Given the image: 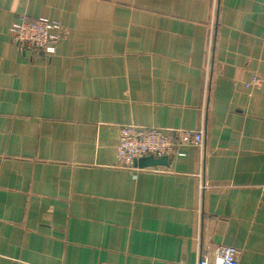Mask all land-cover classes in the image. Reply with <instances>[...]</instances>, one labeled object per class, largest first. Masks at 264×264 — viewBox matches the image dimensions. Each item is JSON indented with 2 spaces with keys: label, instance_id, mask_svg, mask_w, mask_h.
Wrapping results in <instances>:
<instances>
[{
  "label": "crops",
  "instance_id": "obj_1",
  "mask_svg": "<svg viewBox=\"0 0 264 264\" xmlns=\"http://www.w3.org/2000/svg\"><path fill=\"white\" fill-rule=\"evenodd\" d=\"M23 17L64 27L54 56L13 42ZM255 76L264 0H0V264H198L222 246L264 264ZM123 125L201 129L204 147L121 168Z\"/></svg>",
  "mask_w": 264,
  "mask_h": 264
},
{
  "label": "built area",
  "instance_id": "obj_2",
  "mask_svg": "<svg viewBox=\"0 0 264 264\" xmlns=\"http://www.w3.org/2000/svg\"><path fill=\"white\" fill-rule=\"evenodd\" d=\"M10 36L21 51L31 57L51 58L57 53V46L64 36V27L57 21L48 18L29 20L23 17L12 24ZM212 35L210 48L212 49ZM247 86H264V80L255 76ZM204 130H166L158 127L140 128L135 125H123L119 128L117 145V163L119 167L134 169L136 163L152 157H184L185 148H203ZM205 187H202L204 189ZM198 264H240L239 251L233 246H222L210 257L201 252Z\"/></svg>",
  "mask_w": 264,
  "mask_h": 264
},
{
  "label": "water",
  "instance_id": "obj_3",
  "mask_svg": "<svg viewBox=\"0 0 264 264\" xmlns=\"http://www.w3.org/2000/svg\"><path fill=\"white\" fill-rule=\"evenodd\" d=\"M168 160H169L168 157H164V158L159 159V160H155L154 158L149 157V158L145 159L144 161L148 162L149 164H164Z\"/></svg>",
  "mask_w": 264,
  "mask_h": 264
}]
</instances>
